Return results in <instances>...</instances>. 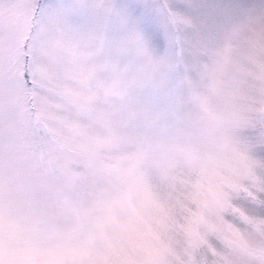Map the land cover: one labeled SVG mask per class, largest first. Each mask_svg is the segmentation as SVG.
Wrapping results in <instances>:
<instances>
[{
  "label": "snow or ice",
  "instance_id": "1",
  "mask_svg": "<svg viewBox=\"0 0 264 264\" xmlns=\"http://www.w3.org/2000/svg\"><path fill=\"white\" fill-rule=\"evenodd\" d=\"M0 264H264V0H0Z\"/></svg>",
  "mask_w": 264,
  "mask_h": 264
}]
</instances>
